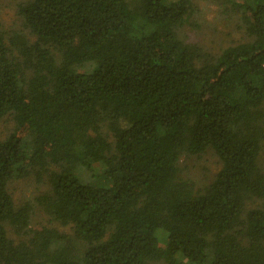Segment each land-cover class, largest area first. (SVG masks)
<instances>
[{
  "label": "trees",
  "instance_id": "1",
  "mask_svg": "<svg viewBox=\"0 0 264 264\" xmlns=\"http://www.w3.org/2000/svg\"><path fill=\"white\" fill-rule=\"evenodd\" d=\"M228 5L247 40L217 55L180 37L191 0H31L27 35L0 26V264H264V0ZM208 150L196 190L178 164ZM30 176L70 235L30 228L8 189Z\"/></svg>",
  "mask_w": 264,
  "mask_h": 264
},
{
  "label": "rangeland",
  "instance_id": "2",
  "mask_svg": "<svg viewBox=\"0 0 264 264\" xmlns=\"http://www.w3.org/2000/svg\"><path fill=\"white\" fill-rule=\"evenodd\" d=\"M29 1L31 0H0V26L7 37L13 36L15 33L28 34L19 10ZM191 2L195 7V15L190 23L180 31V37L183 40L196 44L207 53L214 55L247 40L241 28L239 17L235 10L228 5V0H191ZM13 127L14 123L10 118L0 123V141L11 134ZM260 162L264 166V151L260 157ZM178 165L180 176L191 181L196 190H201L212 183L221 169V162L212 150L197 156H182ZM80 176L89 177L87 171L81 172ZM8 189L16 207L26 204L34 206V214L30 223L31 229L49 228L67 235L71 234L69 228H63L52 222L36 203L37 198L50 191L47 180H39L35 176H30L12 181ZM9 235L16 239L12 232Z\"/></svg>",
  "mask_w": 264,
  "mask_h": 264
}]
</instances>
